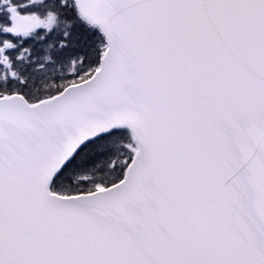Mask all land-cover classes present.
I'll list each match as a JSON object with an SVG mask.
<instances>
[{
	"label": "snow or ice",
	"instance_id": "1",
	"mask_svg": "<svg viewBox=\"0 0 264 264\" xmlns=\"http://www.w3.org/2000/svg\"><path fill=\"white\" fill-rule=\"evenodd\" d=\"M0 264H264V0H0Z\"/></svg>",
	"mask_w": 264,
	"mask_h": 264
}]
</instances>
